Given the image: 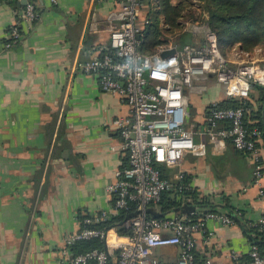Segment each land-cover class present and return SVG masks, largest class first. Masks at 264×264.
I'll return each instance as SVG.
<instances>
[{
  "label": "crops",
  "instance_id": "0c3cea01",
  "mask_svg": "<svg viewBox=\"0 0 264 264\" xmlns=\"http://www.w3.org/2000/svg\"><path fill=\"white\" fill-rule=\"evenodd\" d=\"M117 3L36 0L38 18L22 23L20 41L5 47L10 25L24 4L0 0V264H68L69 253L79 251V246L68 247L65 237L83 226V217L105 209L108 221L118 225L114 195L106 185L118 178L129 155L112 121L129 115L130 109L121 97L101 87L98 74L77 66L109 45L103 16ZM147 10L146 3L142 14ZM202 27L189 26L187 42H199L201 33L195 32ZM197 98L194 127L205 131L210 101L229 96L222 83L211 80ZM246 99L252 122L264 120V85L254 84ZM195 139L206 141V135L197 133ZM259 146L264 161L263 134ZM167 170L175 183L178 173L185 172L194 193L180 196L173 209L162 212L160 204L152 209L163 216H187L213 208L234 218L230 224L210 219L207 229L212 235L196 233L199 258L232 264L234 253L249 257L252 243L264 247L259 221L264 200L254 182L252 155L227 140L219 149L187 153ZM180 252L179 245L157 249L170 263Z\"/></svg>",
  "mask_w": 264,
  "mask_h": 264
},
{
  "label": "built area",
  "instance_id": "2783aa9c",
  "mask_svg": "<svg viewBox=\"0 0 264 264\" xmlns=\"http://www.w3.org/2000/svg\"><path fill=\"white\" fill-rule=\"evenodd\" d=\"M145 1L118 0L110 7L103 16L109 45L101 55L77 63L83 72L98 74L101 87L121 97L130 109L129 115L112 121L124 138L129 163L106 185L114 195V211H124L127 216L121 220L125 230L112 223L99 225L111 218L105 209L83 217V226L66 235L68 247L93 238L104 246L76 252L68 249V264H215L210 257L197 256L195 235L200 231L212 235L208 220L230 224L232 216L213 208L191 211L187 216L148 214V207L160 204L164 192L175 186L180 191L192 188L185 172L178 173L175 183L161 168L176 166L187 153L219 149L230 140L236 149L252 155L254 182L264 200V161L259 146L263 131L258 125L246 124V106L211 100L206 107L205 131L195 129L193 116L199 107L197 96L211 80L222 83L225 93L236 99L248 98L254 84L264 85V56L251 57L238 46L223 53L217 33L205 18L199 24L201 31L195 32L201 33L199 42L180 45L169 40L144 51L140 48L144 36L140 22L149 21L142 14ZM38 15L36 0H26L10 25L5 47L18 43L22 23H30ZM197 133H204L206 141H197ZM259 221L264 226V215ZM164 245L181 247L177 261L170 263L158 256V247ZM232 264H264V249L254 242L249 257L234 253Z\"/></svg>",
  "mask_w": 264,
  "mask_h": 264
},
{
  "label": "trees",
  "instance_id": "16d2710c",
  "mask_svg": "<svg viewBox=\"0 0 264 264\" xmlns=\"http://www.w3.org/2000/svg\"><path fill=\"white\" fill-rule=\"evenodd\" d=\"M202 12H208L207 22L209 27L217 33L218 45L223 53H228L235 45L244 53L252 52L257 46L264 49V0H199ZM147 11L143 16L149 18L147 23L140 22L141 29L144 32L143 41L140 48L144 51H151L156 45L169 41L171 37L176 43L183 44L188 41L190 29L186 25L203 24V20H198L202 14H196L191 10L188 4L193 5L190 0H178L173 3L172 0H146ZM199 21V22H198ZM188 22V24H187ZM189 30V31H188ZM185 37V39H184ZM222 104L237 106L243 104L247 108L245 114L246 124L249 127L258 125L264 135V120L252 122L249 111L251 104L248 99H236L229 97L221 101ZM245 152V151H244ZM165 175L169 176L167 167L161 165ZM186 180L189 179L186 176ZM193 188L180 191L177 186L163 193L160 201L162 212L173 209L180 204V196L191 194ZM149 215H153L148 211ZM127 216V213L121 211L114 217L119 229L125 230L121 225V220ZM111 222H103L101 226ZM80 250H86L91 247H103L104 244L99 238L83 240L75 246ZM262 249L264 247L259 244Z\"/></svg>",
  "mask_w": 264,
  "mask_h": 264
},
{
  "label": "rangeland",
  "instance_id": "374dc122",
  "mask_svg": "<svg viewBox=\"0 0 264 264\" xmlns=\"http://www.w3.org/2000/svg\"><path fill=\"white\" fill-rule=\"evenodd\" d=\"M151 1V4L153 5L154 4V0H150ZM178 1V0H177ZM176 1V2H177ZM192 3H193V5H190V4H188V6L191 8V10L193 11V12H195L196 14H199V13H201L202 14V17L200 18V19H198V20H203V18H208V12L207 11H203L202 12V7H201V4H200V1L199 0H190ZM175 3V2H174ZM194 23V22H193ZM193 23H191V24H189V25H186L187 27H189V26H191ZM201 26V25H200ZM184 39H185V37H184ZM169 40H172V41H174L173 40V37H171ZM235 46H238V43H235L234 44ZM239 47V46H238ZM240 48V47H239ZM242 51V50H241ZM242 53H244L243 51H242ZM250 55H252V56H260V57H263L264 56V49H263V47H261V46H257L252 52H250ZM201 110V109H200ZM202 111V110H201ZM202 114H203V112H201V114H199V116H197V117H202Z\"/></svg>",
  "mask_w": 264,
  "mask_h": 264
},
{
  "label": "water",
  "instance_id": "95a60500",
  "mask_svg": "<svg viewBox=\"0 0 264 264\" xmlns=\"http://www.w3.org/2000/svg\"><path fill=\"white\" fill-rule=\"evenodd\" d=\"M19 3H23L24 4V3H26V0H21V1H19ZM183 44H180V45H183ZM147 210L150 211L154 216H163V215H161V213H159L158 211L152 209L151 207H148ZM128 215H131V214H128Z\"/></svg>",
  "mask_w": 264,
  "mask_h": 264
}]
</instances>
